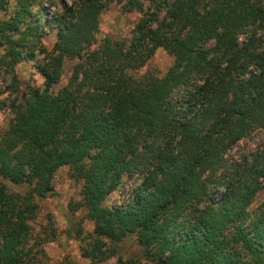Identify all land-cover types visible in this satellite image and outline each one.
Instances as JSON below:
<instances>
[{
	"label": "trees",
	"instance_id": "1",
	"mask_svg": "<svg viewBox=\"0 0 264 264\" xmlns=\"http://www.w3.org/2000/svg\"><path fill=\"white\" fill-rule=\"evenodd\" d=\"M150 1L153 12L125 0L141 12L129 43L105 35L92 49L106 0H62L46 19L40 0H20L0 24V73L46 52V24L57 30L39 65L44 88L28 84L10 100L0 132V176L25 184L0 183V264H51L42 250L31 256L29 220L61 165L82 181L76 205L94 222L96 248L102 236L137 233L153 264H264V202L250 207L263 188L264 144L227 155L264 129V0ZM159 47L174 54L163 74L128 72ZM67 57L81 63L56 90ZM126 176L139 181L106 203Z\"/></svg>",
	"mask_w": 264,
	"mask_h": 264
},
{
	"label": "rangeland",
	"instance_id": "2",
	"mask_svg": "<svg viewBox=\"0 0 264 264\" xmlns=\"http://www.w3.org/2000/svg\"><path fill=\"white\" fill-rule=\"evenodd\" d=\"M19 1H6L5 9L0 10V24L17 13ZM64 1L67 4L72 2V0ZM40 2H42L40 6H43L46 12L45 19L50 18L54 12H58L62 5V0H40ZM124 2L125 0H106L99 21V29L96 32V40L90 46L91 49L93 46L97 47L104 40L105 35L118 40L122 39L126 43L130 42L133 26L141 16V12L135 8H125ZM140 2L144 10L155 11V8L152 9L153 4L150 0H140ZM31 7L33 10L38 8L35 3H32ZM164 13L165 10L161 11L160 18L164 16ZM56 31L55 26L46 24L41 33V43H39L46 52L33 58H22L16 62L9 73H0V132L9 126L13 117V111L9 107L10 100L23 97V91L28 84L44 88V75L39 65L46 63L49 53L54 51ZM5 49L6 45L0 46V54ZM173 57L174 54L166 48L159 47L145 65L127 70L135 77L143 78L147 74L161 75L172 64ZM80 63L78 58L64 59L61 75L54 85L56 90L67 84L74 67L79 66ZM262 144H264V129H256L236 142L227 155L232 158L251 155ZM138 181L139 179L133 176L124 177L120 190L114 191L105 202L110 205L119 203L126 197L130 187ZM0 183L6 184L10 190L20 191L25 188L24 183L13 182L1 176ZM262 184L263 188L259 191L251 208L264 202V180ZM81 185V180L71 177L68 165H61L55 170L52 190L47 196L37 199L38 210L34 218L29 220L32 230L29 239L32 248L31 256L36 249H39L44 253V260L51 264H117L119 259L126 264H153L146 258L137 233H130L117 242L102 236L100 246L98 248L94 246V240L97 237L94 222L85 215L84 206L76 205L82 200ZM90 249V254H86L88 253L86 251Z\"/></svg>",
	"mask_w": 264,
	"mask_h": 264
}]
</instances>
